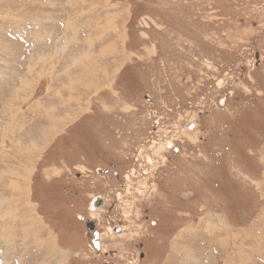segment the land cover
Segmentation results:
<instances>
[{"label": "rangeland", "instance_id": "374dc122", "mask_svg": "<svg viewBox=\"0 0 264 264\" xmlns=\"http://www.w3.org/2000/svg\"><path fill=\"white\" fill-rule=\"evenodd\" d=\"M259 54L264 0H0V264H264Z\"/></svg>", "mask_w": 264, "mask_h": 264}, {"label": "flooded vegetation", "instance_id": "af4514ba", "mask_svg": "<svg viewBox=\"0 0 264 264\" xmlns=\"http://www.w3.org/2000/svg\"><path fill=\"white\" fill-rule=\"evenodd\" d=\"M261 55L259 54V57L258 58H256V60L258 61V64L260 63V62H262L263 60L262 59H264V56L262 57V59H261ZM226 105V103L223 105V106H225ZM196 124V123H195ZM169 147H171L172 149H174V146H173V143H172V146H169ZM177 151H179V150H177ZM100 171V173L101 172H103V170H99ZM105 171H107V170H105ZM104 171V172H105ZM115 178H117V179H120V177L118 176V174H115ZM101 198H97V199H95L93 202H92V210L93 211H96L97 210V208H99V207H101L104 203H103V201L102 200H100ZM99 205V206H96V207H94V205ZM95 213V212H94ZM159 222L160 223H162V225H160L159 224ZM89 223H93L92 221H89ZM164 223H166L164 220L162 221L161 219H159V217L156 219V220H154V222H152V224H153V226H154V230H158V231H163L164 230V228L166 227H164ZM88 224V223H87ZM94 224V223H93ZM166 224H168V223H166ZM168 226H170V225H168ZM170 227H172L171 229H168V233H169V231H173V226H170ZM125 228H126V226L125 225H123V223L122 222H117L115 225H114V227L113 228H111V229H109V231H108V235L110 234V236L111 237H114V236H122L123 234H124V231H125ZM167 230V229H166ZM87 235H88V226H87ZM90 236V235H89ZM88 237V236H87ZM103 235H102V232L97 228V225H95L94 224V229H93V231H92V233H91V236L89 237L90 238V241H91V245L93 246V248H94V250H95V252H96V254H98L99 255V257H101V256H104V258H109L110 257V255L112 256V257H114V255H117L118 253H115V254H113L114 252L113 251H111V252H106V251H104L105 249H104V244H103ZM138 238H139V235H138ZM135 239H137L136 237L134 238V240ZM142 239V238H141ZM153 239V238H152ZM148 240H151L150 238H146L144 241L146 242V244L148 245ZM142 243V242H141ZM141 243H139V245H138V247H136V246H134L133 247V249H132V252L131 253H129V254H131V257H132V261L130 262V263H128V264H136L137 263V261H142L144 258H146L147 257V254H146V248H145V246L143 245V244H141ZM148 247V246H147ZM144 249V253H142V250ZM153 247L151 246V250H150V252H152L153 251ZM154 251H155V249H154ZM111 253V254H110ZM110 254V255H109ZM104 264H115V263H109V262H106V263H104Z\"/></svg>", "mask_w": 264, "mask_h": 264}, {"label": "water", "instance_id": "95a60500", "mask_svg": "<svg viewBox=\"0 0 264 264\" xmlns=\"http://www.w3.org/2000/svg\"><path fill=\"white\" fill-rule=\"evenodd\" d=\"M96 206H99V205H97V204L94 205V207H96ZM87 226H88V236H89V235L91 236V233H92V231H93V229H94V224L88 222ZM90 236H89V237H90Z\"/></svg>", "mask_w": 264, "mask_h": 264}, {"label": "bare ground", "instance_id": "6f19581e", "mask_svg": "<svg viewBox=\"0 0 264 264\" xmlns=\"http://www.w3.org/2000/svg\"><path fill=\"white\" fill-rule=\"evenodd\" d=\"M104 51H105V50H104ZM257 58H258V56H257ZM167 145H168V146H172V143L169 142Z\"/></svg>", "mask_w": 264, "mask_h": 264}]
</instances>
